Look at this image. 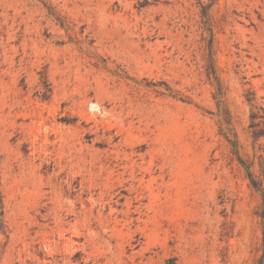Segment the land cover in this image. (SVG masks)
<instances>
[{
    "label": "rangeland",
    "instance_id": "1",
    "mask_svg": "<svg viewBox=\"0 0 264 264\" xmlns=\"http://www.w3.org/2000/svg\"><path fill=\"white\" fill-rule=\"evenodd\" d=\"M261 105L264 0H0V264H259Z\"/></svg>",
    "mask_w": 264,
    "mask_h": 264
},
{
    "label": "trees",
    "instance_id": "2",
    "mask_svg": "<svg viewBox=\"0 0 264 264\" xmlns=\"http://www.w3.org/2000/svg\"><path fill=\"white\" fill-rule=\"evenodd\" d=\"M250 117H251L250 130H251L252 136L254 138H259V137L264 136V105L256 107L252 111ZM248 174L250 176L252 184L259 189V185L257 181L253 178L250 171H248ZM262 195H263V200H264V191H262ZM262 216L264 217V211L262 213ZM167 264H176V259L173 257L170 258ZM259 264H264V249H263V254L261 256Z\"/></svg>",
    "mask_w": 264,
    "mask_h": 264
}]
</instances>
